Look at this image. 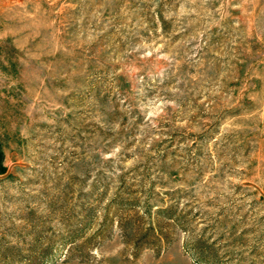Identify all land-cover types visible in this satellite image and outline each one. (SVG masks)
Wrapping results in <instances>:
<instances>
[{"label": "rangeland", "instance_id": "374dc122", "mask_svg": "<svg viewBox=\"0 0 264 264\" xmlns=\"http://www.w3.org/2000/svg\"><path fill=\"white\" fill-rule=\"evenodd\" d=\"M0 264H264V0H0Z\"/></svg>", "mask_w": 264, "mask_h": 264}, {"label": "trees", "instance_id": "16d2710c", "mask_svg": "<svg viewBox=\"0 0 264 264\" xmlns=\"http://www.w3.org/2000/svg\"><path fill=\"white\" fill-rule=\"evenodd\" d=\"M3 159H4V155L2 150L0 149V174H4L6 171L5 167L3 166Z\"/></svg>", "mask_w": 264, "mask_h": 264}]
</instances>
